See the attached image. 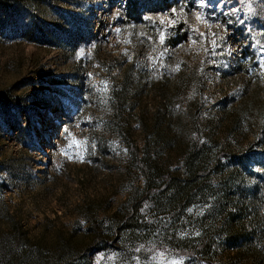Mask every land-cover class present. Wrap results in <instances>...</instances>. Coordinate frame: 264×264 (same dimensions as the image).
Instances as JSON below:
<instances>
[{"label":"rangeland","instance_id":"374dc122","mask_svg":"<svg viewBox=\"0 0 264 264\" xmlns=\"http://www.w3.org/2000/svg\"><path fill=\"white\" fill-rule=\"evenodd\" d=\"M15 1L0 0V99H19L12 111L24 131L18 135L0 117V237L17 222L28 239L29 264H36L39 248L43 262L51 261L68 239L76 260L58 264H207L144 242L96 252V232L89 228L95 220L120 227L121 218L139 207L146 179L135 154L175 177L186 176L196 118L205 141L227 154L211 164L219 175L254 146L264 100V0H207L205 8L199 0H185L192 5L182 6L184 16L145 17V28L125 23L127 0ZM197 10L209 25L196 21ZM170 17L174 24H161ZM152 27L154 36L145 38ZM181 33L171 76L148 84L147 74L161 62L154 53ZM249 41L257 64L249 62ZM198 89L203 92L197 96ZM169 102L178 109L171 126L164 113ZM240 123L251 128L241 133ZM244 206L240 221L248 233L255 204ZM157 219L168 217L143 208L136 217L138 226ZM201 233L196 227L187 236ZM241 233L228 238L216 232L211 258L218 264H264L256 243L242 240Z\"/></svg>","mask_w":264,"mask_h":264},{"label":"trees","instance_id":"16d2710c","mask_svg":"<svg viewBox=\"0 0 264 264\" xmlns=\"http://www.w3.org/2000/svg\"><path fill=\"white\" fill-rule=\"evenodd\" d=\"M184 1L127 0L124 21L131 27L145 28L148 27L145 17L158 16L172 12L173 8L180 9L182 6L192 5L191 2ZM114 2L118 0H111V3ZM2 7L0 2V9ZM262 28L264 29V24ZM154 31L153 27L147 28L145 38L154 36ZM250 33L248 30V38ZM183 38L182 33L177 35L154 53L155 57H161L163 67L161 62L156 68L153 66V70L147 74L148 84L153 85L157 77L161 82H165L171 76L175 68L172 63L173 49L177 48ZM253 44V41H249L246 52L250 56L249 62L257 64L256 55L250 50L252 47L250 45ZM241 66H244L243 62L238 63V67ZM202 92V89H198L196 95H201ZM19 102V99L11 98H5L0 102V117L8 126L17 129L18 135L23 134L24 129L17 122V111L12 110L17 108ZM177 112L178 109L173 102L164 106L169 126ZM241 124L239 128L241 133L251 128L250 123L246 127ZM191 131V147L187 151L183 166L186 174L184 178L175 177L171 172L162 170L157 163L147 162L145 158L139 159L135 154L138 166L146 179L140 205L121 218L120 227L105 228L103 221L100 220L91 223L89 230L93 229L96 232L98 242L96 252L119 249L121 245L133 242H144L155 249L171 251L207 264H218L211 258L216 245V232L224 233L228 238L242 232L240 238L256 243L258 258L264 263V100L258 111L256 142L249 151L234 157L233 167L227 175H219L216 173V167H211L214 161L220 162L227 154L225 155L217 143L210 145L207 140L205 141L199 119L196 118ZM256 146L257 153L253 149ZM138 195L139 191L136 189L133 197L137 198ZM249 201L254 202L255 209L252 212V229L247 233L245 225L240 220L242 211L245 210L244 204ZM142 208L147 213L166 215L168 219H157L150 225L138 226L136 217L140 215ZM193 209L196 211H192ZM234 223L239 225L238 231L235 230ZM196 227L202 232L200 236H187V233ZM27 240L19 224L13 222L10 231L0 237V264H29L32 256L27 246L25 247ZM74 254V246L68 239L62 241L60 250L47 263L43 262L40 248L34 256L37 257L36 264H58L64 259L75 261Z\"/></svg>","mask_w":264,"mask_h":264},{"label":"snow or ice","instance_id":"6c2138e0","mask_svg":"<svg viewBox=\"0 0 264 264\" xmlns=\"http://www.w3.org/2000/svg\"><path fill=\"white\" fill-rule=\"evenodd\" d=\"M208 5H207V0H199V8H205V7H207ZM171 11H172V13L174 14V15H179V16H184L185 15V13H184V10H183V8H180V9H177V8H173V9H171ZM234 11H238V9H234ZM117 16H118V13L116 14ZM192 15L195 17V19H196V21L197 22H199V23H204L205 25H209L210 24V22H209V20H208V17L204 14V13H202L201 11H199V10H197V11H195V12H193L192 13ZM161 24H163V23H165V22H167V23H170V24H174L175 23V20L173 19V18H168L167 19V21H165V19H163V18H161ZM185 23H187V19L185 18ZM218 27H219V25H218ZM194 31H198V29L197 28H194L193 29ZM227 29H226V27H225V31H226ZM119 29H117V32L119 33ZM203 35V34H202ZM213 35V37H215L216 36V34L215 33H213L212 34ZM165 35L163 34V33H161L160 34V37H159V39H160V42L161 43H163V41L165 40ZM220 41L221 42H223L224 41V39H225V37H223V36H221L220 38ZM126 42H129L130 43V41H126ZM212 43H213V46L215 47V45H216V43H217V41H216V39L214 38L213 39V41H212ZM78 55H83V50H81L79 53H78ZM261 55H262V57H264V47H262L261 48ZM151 59H155L154 57H152ZM262 66H264V62H262ZM179 67H180V65H177L176 66V70H179ZM104 83V85H105V87L107 86V82L105 81V82H103ZM83 143H87V141H84ZM72 144H75V145H77V146H80L81 145V142L80 141H78V140H73L72 141ZM70 147H71V144L69 145ZM62 151V153H64L65 155L67 154L66 153V151L65 150H61ZM81 160H82V157H81ZM140 249H137V251H139ZM158 255L161 257V258H163L164 257V253L163 252H160V253H158ZM137 260H138V258H137ZM171 264H182V261H178V260H173V261H171Z\"/></svg>","mask_w":264,"mask_h":264}]
</instances>
